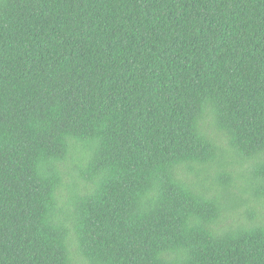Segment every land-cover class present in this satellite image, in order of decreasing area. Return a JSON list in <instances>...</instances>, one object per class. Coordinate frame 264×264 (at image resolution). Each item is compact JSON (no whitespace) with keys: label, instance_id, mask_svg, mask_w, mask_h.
<instances>
[{"label":"trees","instance_id":"obj_1","mask_svg":"<svg viewBox=\"0 0 264 264\" xmlns=\"http://www.w3.org/2000/svg\"><path fill=\"white\" fill-rule=\"evenodd\" d=\"M0 264H264V0H0Z\"/></svg>","mask_w":264,"mask_h":264}]
</instances>
